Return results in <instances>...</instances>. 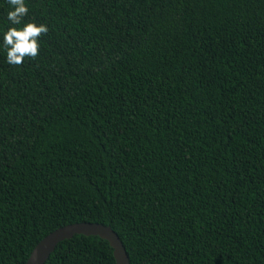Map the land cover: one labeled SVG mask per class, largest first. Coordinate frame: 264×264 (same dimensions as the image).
<instances>
[{"label": "trees", "instance_id": "16d2710c", "mask_svg": "<svg viewBox=\"0 0 264 264\" xmlns=\"http://www.w3.org/2000/svg\"><path fill=\"white\" fill-rule=\"evenodd\" d=\"M26 3L48 32L0 51V264L83 222L130 264H264V0ZM46 264L116 259L76 235Z\"/></svg>", "mask_w": 264, "mask_h": 264}, {"label": "clouds", "instance_id": "9594fccd", "mask_svg": "<svg viewBox=\"0 0 264 264\" xmlns=\"http://www.w3.org/2000/svg\"><path fill=\"white\" fill-rule=\"evenodd\" d=\"M8 11L6 30L0 31V51L5 53V61L11 66H20L25 58H36L41 47L42 35L48 26L36 21L24 22L28 14L26 0H6Z\"/></svg>", "mask_w": 264, "mask_h": 264}, {"label": "water", "instance_id": "95a60500", "mask_svg": "<svg viewBox=\"0 0 264 264\" xmlns=\"http://www.w3.org/2000/svg\"><path fill=\"white\" fill-rule=\"evenodd\" d=\"M76 235L99 237L107 241L114 250L116 264H130L127 250L112 227L90 222L71 224L52 232L38 243L26 264H46L61 242Z\"/></svg>", "mask_w": 264, "mask_h": 264}]
</instances>
